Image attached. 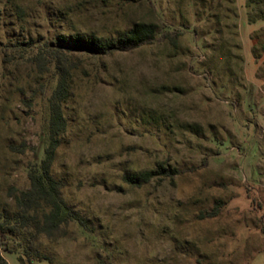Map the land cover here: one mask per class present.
Instances as JSON below:
<instances>
[{
	"label": "rangeland",
	"instance_id": "obj_1",
	"mask_svg": "<svg viewBox=\"0 0 264 264\" xmlns=\"http://www.w3.org/2000/svg\"><path fill=\"white\" fill-rule=\"evenodd\" d=\"M233 1L229 18L227 0H153L156 14L148 0H0L2 207L12 212L9 189H28L44 157L64 66L67 129L53 175L87 221L51 238L16 230L9 264H264V53L257 63L252 38L264 19L251 18L264 0ZM158 18L165 32L182 29L177 47L93 55L70 41L116 39ZM39 50L47 69L33 60ZM159 165L179 174L124 179Z\"/></svg>",
	"mask_w": 264,
	"mask_h": 264
},
{
	"label": "trees",
	"instance_id": "obj_2",
	"mask_svg": "<svg viewBox=\"0 0 264 264\" xmlns=\"http://www.w3.org/2000/svg\"><path fill=\"white\" fill-rule=\"evenodd\" d=\"M263 0H248L250 6L259 4ZM154 14L157 13L153 0H148ZM233 8L226 9V17L234 15L235 6L233 0H227ZM260 9L259 15L253 17L252 21L264 19V11ZM159 21V23H158ZM140 21L136 22L130 30L120 32L116 39L101 40L90 35H78L70 38V41L82 51L93 55L113 53L116 51H131L143 45L154 44L164 40L177 47L179 37L183 34L181 28L174 27L172 30H162L166 26L163 21ZM227 28H230L229 26ZM253 54L258 63L264 53V27L254 32ZM42 51L33 57L39 65L40 70L47 69V65H42ZM56 57L59 51L53 50ZM59 63L57 67H59ZM71 69L60 66L58 70L59 78L49 99V143L45 149L44 157L39 163L32 164L28 172L30 186L25 190H18L11 187L8 195L14 201L12 212L0 200V264H9L3 252L9 251V237L18 229L31 228L37 235H45L49 238L61 228L63 224L76 221L80 225L87 227L86 218L77 210L71 208L62 195V181L53 175V164L57 156V150L62 142V134L67 129V118L64 113L63 104L67 100L71 89ZM11 149H18L11 145ZM179 174V170L174 167L159 165L156 170L128 173L124 176L125 181L142 185L150 182L156 176L174 177ZM1 190V183H0ZM217 209L212 216L218 215ZM264 231V227H263Z\"/></svg>",
	"mask_w": 264,
	"mask_h": 264
}]
</instances>
